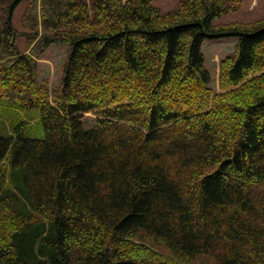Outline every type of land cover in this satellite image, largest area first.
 <instances>
[{"label": "trees", "instance_id": "obj_1", "mask_svg": "<svg viewBox=\"0 0 264 264\" xmlns=\"http://www.w3.org/2000/svg\"><path fill=\"white\" fill-rule=\"evenodd\" d=\"M22 1L0 0V264H264V16L26 0L22 52ZM225 37L215 93L203 44ZM53 43L71 50L51 95L37 57Z\"/></svg>", "mask_w": 264, "mask_h": 264}, {"label": "rangeland", "instance_id": "obj_2", "mask_svg": "<svg viewBox=\"0 0 264 264\" xmlns=\"http://www.w3.org/2000/svg\"><path fill=\"white\" fill-rule=\"evenodd\" d=\"M89 1V0H87ZM181 0H152V5L161 9L162 12H168L175 9ZM27 1H22L15 10L14 14V24L20 31L17 35V43L19 48L22 50L31 49L30 44H28V35L23 33V27L21 24V15L24 10ZM264 16V0H243L241 7L238 10L230 11L223 14L220 17L214 19V23H229L234 21L251 22L255 21ZM238 37H225L216 39H206L203 44V51L206 56V66L211 73V83L210 86L213 87L215 93L222 92L223 89L220 87V82L218 84V71L220 70L221 60L234 52ZM32 47V46H31ZM71 46L64 43H53L41 57H37L40 66L39 79L41 81L47 80L49 92L52 95L55 86L61 83L64 65L69 56ZM30 51V50H29ZM96 117L97 114L89 112L86 117ZM5 130L0 124V134H5ZM33 136L41 137L40 133H34ZM144 232V230H142ZM147 242H154V247L157 249L173 254V250L163 244L157 243L148 234L146 236ZM190 264H223L219 259H217L213 254L201 253L196 255Z\"/></svg>", "mask_w": 264, "mask_h": 264}]
</instances>
